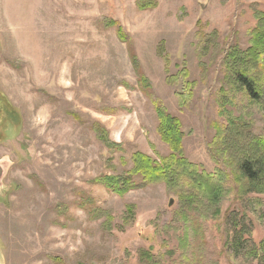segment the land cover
I'll return each instance as SVG.
<instances>
[{
  "label": "rangeland",
  "instance_id": "obj_1",
  "mask_svg": "<svg viewBox=\"0 0 264 264\" xmlns=\"http://www.w3.org/2000/svg\"><path fill=\"white\" fill-rule=\"evenodd\" d=\"M143 1L0 0V264H139L148 249L159 264H258L249 252L264 216L246 200L264 194H240L239 164L264 139V88L250 100L224 60L234 43L248 46L264 0ZM153 100L181 120L191 167L173 188L119 195L99 180L131 168L135 151L171 152ZM191 172L210 178L197 188ZM216 182L215 204L206 188Z\"/></svg>",
  "mask_w": 264,
  "mask_h": 264
},
{
  "label": "trees",
  "instance_id": "obj_2",
  "mask_svg": "<svg viewBox=\"0 0 264 264\" xmlns=\"http://www.w3.org/2000/svg\"><path fill=\"white\" fill-rule=\"evenodd\" d=\"M148 3L146 4L148 5ZM138 5L139 7L145 6L144 3L139 2ZM254 16L256 23L247 32L248 46L242 49L239 47L238 42L234 43L229 47L224 63L226 72L231 75V79L233 80L232 84L235 87L241 88L250 100L258 101L264 88V10L254 11ZM108 24L109 26H116L117 21L111 20ZM117 35L122 41L127 40V37L122 32L121 26H117ZM133 60V63H135L134 57ZM136 71H139L138 66L136 67ZM181 72L185 76L187 69H183ZM139 78L140 85L146 91L150 87L147 79L143 75H139ZM152 102L158 116V132L162 140L169 145L171 152L166 156H160L154 159L145 153L135 151L130 157L132 162L131 168L124 171L122 175L103 176L99 180L100 184L119 195H123L131 189L139 188L147 184L161 182H164L168 188H173L182 183V177L187 171L183 170L191 167V164L187 163L186 159L180 155L183 136L181 120L169 113L163 107L161 101L153 100ZM93 130L98 132L97 127H94ZM113 147L120 148L118 144H114ZM244 153L246 158L239 164V171L243 179H245V184L240 186V194L244 195L250 192L264 194V139L250 140L247 152ZM189 176L192 178L193 185L197 188H202L204 184L201 176L210 178L209 175L204 173L197 177L195 172H191ZM211 185L213 188L210 190L206 188V191L212 194L210 200L216 204L220 198L219 192L223 190V187L218 182L212 183ZM192 197H194L193 193L183 197L184 202L181 210L185 216L190 213L189 211L193 207ZM246 204L249 206L251 215L255 217L256 215L258 217L264 216V201L251 197L246 200ZM133 210L134 206L129 205L126 209L127 215L132 216ZM91 212L98 213V209H93ZM244 222L245 220L242 218L239 220V223L236 222L237 226L234 225L231 241L235 247H239L244 236L245 231L243 227H240V224L244 225ZM185 244L186 241L182 245H179L178 248L181 247L184 249L183 245ZM178 248L172 251V253L175 254ZM139 255V264H159V259L149 249L140 251ZM249 255L253 259H256L258 264H264V240L258 246H253ZM184 260L185 264H193L186 258Z\"/></svg>",
  "mask_w": 264,
  "mask_h": 264
},
{
  "label": "water",
  "instance_id": "obj_3",
  "mask_svg": "<svg viewBox=\"0 0 264 264\" xmlns=\"http://www.w3.org/2000/svg\"><path fill=\"white\" fill-rule=\"evenodd\" d=\"M7 161L0 160V180L3 178L6 168H7ZM172 203V201H170Z\"/></svg>",
  "mask_w": 264,
  "mask_h": 264
}]
</instances>
